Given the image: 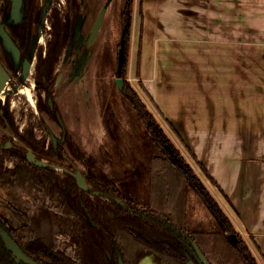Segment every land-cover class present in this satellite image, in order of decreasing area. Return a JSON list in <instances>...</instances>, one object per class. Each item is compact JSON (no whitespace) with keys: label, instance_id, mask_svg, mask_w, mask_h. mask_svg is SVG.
<instances>
[{"label":"trees","instance_id":"1","mask_svg":"<svg viewBox=\"0 0 264 264\" xmlns=\"http://www.w3.org/2000/svg\"><path fill=\"white\" fill-rule=\"evenodd\" d=\"M37 1L24 0V23L8 25L10 35L23 56H27L40 22L42 9ZM67 1L65 14L56 8L51 10L52 38L45 55L41 51L38 56L36 81L46 93L47 102L53 100L56 66L71 43L81 13L80 0ZM11 10V0H0V26L10 18ZM134 10L135 0H127L122 14L127 39L123 69L126 74ZM0 47L3 49L1 37ZM6 58L11 59V56L6 55ZM8 65L14 71L12 60ZM124 91L157 150L151 159L149 206L129 200L118 186V183L122 187L127 184L100 169L93 157L85 162L87 171L84 176L91 187L86 192L79 188L71 173L61 178L51 167L31 164L25 148H7L4 144L0 147V188L7 193V198L0 196V264H18L7 248L3 232L39 264H119L120 258L125 264H140L150 255L156 264H187L189 261L202 264L194 243L210 264H260L210 190L209 186L222 192L216 180L193 155L196 168L187 161L183 151L173 143L162 123L132 86L126 85ZM53 105L51 108L50 104H43L41 98L38 108L42 113L46 111L57 117L58 109L55 103ZM0 123L4 126L15 124L9 101L5 105L0 104ZM20 137L40 160H46L44 158L55 153L54 145L47 150L46 140L37 138L32 129ZM66 143L74 152L71 153L76 154L71 140ZM6 161H14V167H6ZM198 171L207 178L208 184ZM187 188L197 192L214 218L225 228L226 235L192 234L184 230ZM117 200L126 206H121ZM233 234L237 237L236 244L229 240ZM56 237L64 238L72 253L62 249Z\"/></svg>","mask_w":264,"mask_h":264},{"label":"crops","instance_id":"2","mask_svg":"<svg viewBox=\"0 0 264 264\" xmlns=\"http://www.w3.org/2000/svg\"><path fill=\"white\" fill-rule=\"evenodd\" d=\"M140 9L132 65L140 58L147 93L264 264V0H140Z\"/></svg>","mask_w":264,"mask_h":264},{"label":"rangeland","instance_id":"3","mask_svg":"<svg viewBox=\"0 0 264 264\" xmlns=\"http://www.w3.org/2000/svg\"><path fill=\"white\" fill-rule=\"evenodd\" d=\"M47 1L38 0V7L43 9ZM107 1L80 0L81 13L76 22L79 23L80 32L76 38L71 40L69 47L64 51L56 66L52 88L53 100L47 102L46 93L37 86L36 81L38 56L41 51H44L45 55L47 44L52 38V27L49 21L51 10L56 8L61 14L68 11L67 0L50 1L51 5L42 28V34L35 47V53L38 49L37 58H35L28 79L23 82L20 79L22 74L13 75V81H10L7 86L6 95H3L0 100L2 105L9 101L10 112L13 114L15 122L14 125L8 123L7 126L0 123V139L3 146L11 143V147H22L29 152L31 149L21 139L20 134L32 129L37 138L46 140L47 150L53 144L52 135H54L58 139L57 146H54L55 153L51 157L44 158L46 159L44 161L57 166L53 169L59 177L66 178L70 173H76L77 170L85 174L87 171L85 162L87 158L93 157L97 160L100 169L114 179H121L123 184H127L122 187L118 183V186L123 189L129 200L147 207L150 203L151 159L157 154V150L146 126L125 95L126 85L132 86L140 94L150 111L162 123L174 141L173 143L180 148L181 152L183 151L187 161L193 167L195 166L194 168L196 165L191 153H189V158L184 149L186 147L181 143L177 132L168 124L156 102L147 93L143 82H141L139 77L140 58H138L137 65H132V43L135 40L134 36L138 38L139 35L136 14L138 13L139 17L143 18L140 12V0H135L130 60L127 74L123 70V89L118 86L116 80L118 78L121 38L123 32L126 31L123 26L122 14L127 0L111 2L97 39L90 46L88 45L90 30ZM8 25L6 28L9 31ZM37 31L38 28L34 37H36ZM79 51L80 54L76 55ZM5 57V50L3 51L0 47L1 64H4ZM25 89L31 90L33 101L24 92ZM41 98L43 104H50L51 108H54L53 104L55 103L58 109L57 117H53L46 111L43 113L39 111L38 103ZM64 134L66 141L71 140L76 154H73L72 150L70 151L66 141L65 143L61 142ZM5 165L13 168L15 164L14 161H6ZM198 173L200 172L198 171ZM200 174L206 183L207 178L202 173ZM186 191V208L182 225L184 230L192 234L222 233L226 235L225 228L209 215L207 211L209 209L197 192L192 188H187ZM0 196L7 198V193L1 188ZM219 198L222 203L223 199L227 203L229 202L221 194ZM216 229H219V232H216ZM241 235L243 236V234ZM56 242L62 249L72 253L64 238L56 237ZM140 264H156V262L150 255Z\"/></svg>","mask_w":264,"mask_h":264},{"label":"water","instance_id":"4","mask_svg":"<svg viewBox=\"0 0 264 264\" xmlns=\"http://www.w3.org/2000/svg\"><path fill=\"white\" fill-rule=\"evenodd\" d=\"M51 0L47 1V4L44 6V8L41 11V17H40V22L38 24V31L36 37L33 38L32 41V47L29 53V57L24 59L23 66H22V76L21 79L22 81H26L28 79L29 74L31 73L32 67L34 65L35 61V47L36 44L41 37L42 34V28L43 25L46 21V16L48 13V10L50 8V2ZM113 0H108L105 6L101 9L100 13L98 14V17L93 25V27L90 30L89 34V40H88V45L90 46L98 37L103 23L104 19L107 13V10ZM12 2V10L10 14V18H8L5 22H3L0 26V37L2 39V46L5 52L10 55L15 62V64H20L21 59H22V53L20 48L17 46V44L14 42L13 38L11 37L8 29L6 28L7 24H15V25H20L24 23V18H25V3L24 0H11ZM80 32V27L79 23H76L75 30L73 33V38L77 37V34ZM72 38V39H73ZM126 31L123 32L122 38H121V47L119 51V59H118V70H117V84L118 86L123 89L124 87V81L122 79L123 76V69H124V60H125V55H126ZM11 78L10 73L6 70V68L0 63V100L2 99V95H5L7 93V86L9 84V80ZM50 102H52V99H50ZM59 120H61L59 118ZM50 133V132H49ZM52 140L53 144L56 147L58 144V139L52 135ZM66 141V135L64 134V137L62 138L61 142L65 143ZM12 146L11 143L7 144V148H10ZM27 159L31 164H34L38 167H51V168H57V166L50 164L47 161L40 160L37 158L36 154L33 151H29L27 154ZM74 178L76 179L77 185L81 190H84L86 192L91 190L90 185L88 184L84 174L80 171L77 170L76 173H71ZM100 195L99 193H96ZM117 202L125 207V203H123L120 200H117ZM3 237L5 240V243L7 245V248L9 251L12 252L14 258L16 259L18 264L25 263V264H39L38 262L34 261L30 257H28L20 248V246L6 233L3 232ZM229 240L236 244L237 243V237L236 235H230ZM194 249L201 260L202 264H210L209 260L207 259L206 255L202 252L200 247L194 243L193 244ZM119 264H125L124 260L122 258L119 259ZM187 264H194V262L189 261Z\"/></svg>","mask_w":264,"mask_h":264},{"label":"flooded vegetation","instance_id":"5","mask_svg":"<svg viewBox=\"0 0 264 264\" xmlns=\"http://www.w3.org/2000/svg\"><path fill=\"white\" fill-rule=\"evenodd\" d=\"M67 3H68V1H67ZM73 38V37H72ZM32 41H33V38H32ZM31 47H32V44H31ZM31 47H30V50H31ZM30 50L28 51V53H27V56H23L22 55V59H21V62H20V64H15V62L13 61V59H12V57H11V59L10 58H4L5 59V61H4V64H2L5 68H6V70L10 73V75H11V78H10V80H9V83H10V81H13V77L14 76H16V75H20V74H22V66H23V62H24V59H26V58H28L29 57V53H30ZM37 52H38V49H37V51H36V53H35V57L37 58ZM21 53H22V51H21ZM80 54V51L78 52V53H76V55H79ZM6 55L7 56H10V55H8L7 53H6ZM9 60H12L13 61V64H14V67H15V69H14V71L9 67V65H8V61ZM1 63V62H0ZM14 75V76H13ZM21 79V78H20ZM2 140L0 139V147L2 146L3 147V145H2Z\"/></svg>","mask_w":264,"mask_h":264},{"label":"bare ground","instance_id":"6","mask_svg":"<svg viewBox=\"0 0 264 264\" xmlns=\"http://www.w3.org/2000/svg\"><path fill=\"white\" fill-rule=\"evenodd\" d=\"M23 89H24V88H23ZM24 92L29 96V99L33 101V99H32L33 94H32V92H31V90H30V89H25ZM24 92H23V93H24ZM5 95H6V94H5ZM2 97H3V95H2Z\"/></svg>","mask_w":264,"mask_h":264}]
</instances>
